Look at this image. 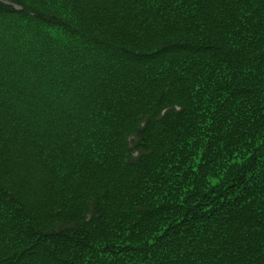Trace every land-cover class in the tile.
I'll use <instances>...</instances> for the list:
<instances>
[{"label":"trees","instance_id":"1","mask_svg":"<svg viewBox=\"0 0 264 264\" xmlns=\"http://www.w3.org/2000/svg\"><path fill=\"white\" fill-rule=\"evenodd\" d=\"M0 264H264V0H0Z\"/></svg>","mask_w":264,"mask_h":264}]
</instances>
